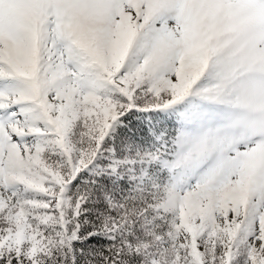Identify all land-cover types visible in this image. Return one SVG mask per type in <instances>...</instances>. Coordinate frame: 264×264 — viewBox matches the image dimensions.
Returning a JSON list of instances; mask_svg holds the SVG:
<instances>
[{"label": "snow or ice", "instance_id": "6c2138e0", "mask_svg": "<svg viewBox=\"0 0 264 264\" xmlns=\"http://www.w3.org/2000/svg\"><path fill=\"white\" fill-rule=\"evenodd\" d=\"M0 264H264V0H0Z\"/></svg>", "mask_w": 264, "mask_h": 264}]
</instances>
